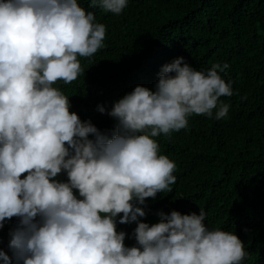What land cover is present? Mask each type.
Masks as SVG:
<instances>
[{"label": "clouds", "instance_id": "clouds-1", "mask_svg": "<svg viewBox=\"0 0 264 264\" xmlns=\"http://www.w3.org/2000/svg\"><path fill=\"white\" fill-rule=\"evenodd\" d=\"M127 3L99 0L115 14ZM105 35L78 0H0V228L18 218L0 232L11 253L0 248V264H242L244 242L209 228L202 208L139 219L145 198L172 192L177 180L176 159L154 137L187 128L192 114L225 118L219 98L233 89L220 73L229 65L197 70L178 56L161 66L154 89L138 84L110 109L81 110L72 81ZM97 110L114 129L86 119ZM62 172L67 180L56 179ZM132 222L136 244L127 246L117 227Z\"/></svg>", "mask_w": 264, "mask_h": 264}, {"label": "trees", "instance_id": "trees-1", "mask_svg": "<svg viewBox=\"0 0 264 264\" xmlns=\"http://www.w3.org/2000/svg\"><path fill=\"white\" fill-rule=\"evenodd\" d=\"M78 2L106 27L98 55L72 81L81 110L97 102L110 109L138 84L154 89L161 66L178 56L197 70L227 62L220 74L233 94L219 98L229 104L227 116L192 114L187 128L154 137L160 153L176 159L177 180L172 192L145 198L140 206L147 215L139 219L155 223L161 210L199 214L202 208L209 228L235 232L244 242L249 256L242 264H264V0H128L120 14L104 11L99 0ZM86 119L102 131L115 128L107 111ZM17 223L12 217L0 232L6 227L9 234ZM135 227H117L127 246L136 244ZM7 244L0 248L11 255Z\"/></svg>", "mask_w": 264, "mask_h": 264}]
</instances>
